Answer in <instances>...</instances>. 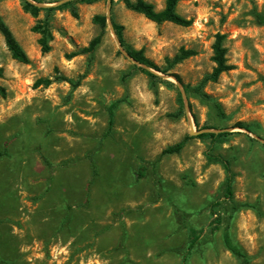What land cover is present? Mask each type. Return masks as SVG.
Wrapping results in <instances>:
<instances>
[{
	"label": "rangeland",
	"instance_id": "1",
	"mask_svg": "<svg viewBox=\"0 0 264 264\" xmlns=\"http://www.w3.org/2000/svg\"><path fill=\"white\" fill-rule=\"evenodd\" d=\"M147 1L163 8L164 0ZM22 3L0 0L1 18L30 59H11L0 35V264H242L224 247L225 232L248 264H264V26L252 15L255 7L264 16V0L181 1L189 27L157 25L119 1L110 10L125 44L161 69L181 47L195 51L168 71L182 87L211 72L214 37L224 34L233 69L203 88L223 116L192 92L179 112L175 81L141 72L108 24L92 54L66 59L100 33L92 18L106 16V0L78 5L77 19L55 11L46 54L32 32L43 12L34 18ZM45 78L49 86H35ZM191 130L229 135L220 144L192 138L180 153L162 154ZM207 155L228 162L232 200L223 197V166ZM190 229L202 234L189 251Z\"/></svg>",
	"mask_w": 264,
	"mask_h": 264
},
{
	"label": "trees",
	"instance_id": "2",
	"mask_svg": "<svg viewBox=\"0 0 264 264\" xmlns=\"http://www.w3.org/2000/svg\"><path fill=\"white\" fill-rule=\"evenodd\" d=\"M22 9L25 13L30 14L32 17L37 18L40 12H43V19L37 20L36 24L32 28V32L38 35L37 44L40 48V52L42 54H46L50 51V42L52 40L51 35V19L53 17V14L55 11H67L73 18H78V5L85 4V5H91L94 3H98L102 0H68L53 6H46V7H38L36 3H40L38 0H31L34 3L22 0ZM115 1L121 2L124 7L132 11L134 13L142 15L145 19L149 20L150 22H153L157 25H160L162 23H171L173 25L179 26V27H189L192 25V20L187 19L180 15L177 11V6L181 1L184 0H164V5L161 10H156L154 5L148 2L147 0H110L111 2V8ZM251 1V0H249ZM48 3H57L56 1L48 2ZM252 15L255 18V21L257 24L264 26V16L259 13L255 7L252 9ZM92 22L97 25L100 29V33L94 37L87 46L82 47L76 51H72L65 55L66 59H72L79 55H87L92 54L94 49L100 44L102 35L106 29L107 22H106V16L105 15H94L92 18ZM110 22L112 31L125 50V52L131 57L133 60H135L137 63L152 69L154 71L160 72L162 74H167L171 77H173L178 83L182 84V80L178 74L175 73H169L168 71L172 69L175 65L180 64L182 61L194 56L196 53L194 50L191 49H184L181 47L178 52L172 57L166 59V67L164 69L159 68L156 66L152 61H150L143 53L142 50H135L125 44L124 37H123V31L124 27L120 24H117L114 22L113 18L110 16ZM0 35L3 38L4 45L11 57L14 61L21 63V64H29L30 59L27 55V53L24 51L22 46L19 44V42L14 37L13 33L9 29V27L6 25V23L3 21V19L0 16ZM225 40L224 34L217 33L214 37V42L211 46L212 55L210 57L211 62L213 63V67L210 73L206 74L201 81L194 87L190 86H183L184 92L189 93L192 92L201 99L211 103L212 107L216 110V112L223 116L222 108L220 103L215 101L213 98H211L208 94L203 92V88L208 83H216L220 76L224 73H227L233 69V66L228 64L226 53L227 50L224 47L223 43ZM141 72H143L145 75H147L151 80L159 79L157 75L153 74L147 69L140 68ZM3 75L2 68H0V78ZM56 80L59 81H65V78L63 76H58ZM52 83V80L49 78L45 79H38L35 82V86L43 85L44 87L49 86ZM171 85V84H168ZM0 96L2 98L6 97V92L3 87L0 86ZM177 103L179 107V112L183 111V100L181 97L180 92H177ZM117 103L112 104L109 109V126L113 124V118H114V108L116 107ZM236 128L249 130V126L242 122H238L235 124ZM229 133L226 132H203L197 136H189L186 135L181 141L177 142L174 145H170L166 147L162 154H178L181 152V150L186 145L187 141L192 138H198L202 140H210L212 144H220L226 141L227 136ZM5 152H0V157L4 156ZM207 158L209 161L213 162H219L225 172H226V178L224 181V190H223V197L227 200H232V179L233 175L230 171L228 162L224 159H222L219 156H211L207 155ZM43 161L46 160L43 159ZM145 175V168L141 167L137 173L138 178H142ZM219 201H215L213 204H211L212 208H215L216 206H219ZM212 220L211 223L214 225L213 229H216L221 223V217L220 215L215 213V210L213 209L212 213ZM202 234V231H197L194 229L189 230V240H188V250H192L195 245L197 244L200 235ZM223 244L224 247L236 258H238L242 264H248V258L247 256L239 249V247L233 242L231 239V236L228 232H225L223 234ZM185 261V260H184Z\"/></svg>",
	"mask_w": 264,
	"mask_h": 264
},
{
	"label": "water",
	"instance_id": "3",
	"mask_svg": "<svg viewBox=\"0 0 264 264\" xmlns=\"http://www.w3.org/2000/svg\"><path fill=\"white\" fill-rule=\"evenodd\" d=\"M28 1H30V0H28ZM65 1H68V0H62V1H59V2H57V3H55V4H53V5H56V4H59V3H62V2H65ZM31 2V1H30ZM106 2H107V14H106V22H107V24H108V26H109V28H110V30L112 31V27H111V22H110V10H111V2H110V0H106ZM33 3V2H32ZM38 7H46V6H53V5H41V4H36ZM112 33H113V31H112ZM113 35H114V33H113ZM114 37H115V35H114ZM115 41H116V43H117V46H118V48H119V50L125 55V57L127 58V59H129L132 63H134L135 65H137V66H139L140 68H144V69H147V70H149L150 72H152V69H149V68H147V67H145V66H143V65H141V64H139V63H137L135 60H133L131 57H129V55L125 52V50L123 49V47L121 46V44L119 43V41L117 40V38L115 37ZM153 73V72H152ZM154 74V73H153ZM168 78H172L174 81H175V83L178 85V88H179V92H180V94H181V97H182V100H183V104L186 106L187 104H186V101H185V97H184V89H183V87L181 86V84L180 83H178L173 77H171V76H167ZM223 130H221L220 132H222ZM208 132V131H207ZM210 132V131H209ZM215 133V132H214ZM217 133V132H216ZM189 135L190 136H193V135H195V133L191 130L190 132H189ZM263 142V141H262Z\"/></svg>",
	"mask_w": 264,
	"mask_h": 264
}]
</instances>
